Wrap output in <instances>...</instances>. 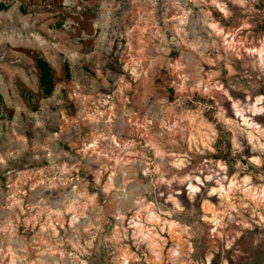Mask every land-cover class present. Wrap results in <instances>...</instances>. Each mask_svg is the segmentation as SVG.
<instances>
[{
	"label": "rangeland",
	"instance_id": "374dc122",
	"mask_svg": "<svg viewBox=\"0 0 264 264\" xmlns=\"http://www.w3.org/2000/svg\"><path fill=\"white\" fill-rule=\"evenodd\" d=\"M263 159L264 0H0V264H264Z\"/></svg>",
	"mask_w": 264,
	"mask_h": 264
},
{
	"label": "trees",
	"instance_id": "16d2710c",
	"mask_svg": "<svg viewBox=\"0 0 264 264\" xmlns=\"http://www.w3.org/2000/svg\"><path fill=\"white\" fill-rule=\"evenodd\" d=\"M36 66L38 68V76H39V82L40 86L46 91V93L50 92V87H51V74H50V64L44 60L41 57H37L35 59ZM219 132V139L218 142H216L215 147L218 150V154H216V157L225 163H229L232 160L231 153H230V141H229V135L230 133L224 129L223 127H218ZM264 159L259 165V168H264ZM258 168V167H257ZM191 202L186 199L185 203V209H186V214H185V221L188 222L189 224L192 225L193 221H195L193 218L192 212L194 209L190 208ZM164 207V206H163ZM196 215V214H195ZM194 215V216H195Z\"/></svg>",
	"mask_w": 264,
	"mask_h": 264
},
{
	"label": "flooded vegetation",
	"instance_id": "af4514ba",
	"mask_svg": "<svg viewBox=\"0 0 264 264\" xmlns=\"http://www.w3.org/2000/svg\"><path fill=\"white\" fill-rule=\"evenodd\" d=\"M191 240H192V238H191ZM96 247H97V243L94 245V248L97 250V248H96ZM94 257H95V258H97V256H96V255H95ZM97 263H98V262H96V264H97Z\"/></svg>",
	"mask_w": 264,
	"mask_h": 264
}]
</instances>
